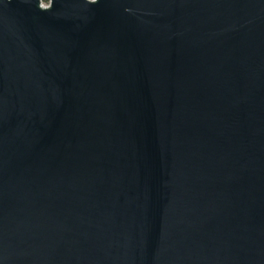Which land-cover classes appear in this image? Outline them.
Returning a JSON list of instances; mask_svg holds the SVG:
<instances>
[{
  "label": "water",
  "instance_id": "1",
  "mask_svg": "<svg viewBox=\"0 0 264 264\" xmlns=\"http://www.w3.org/2000/svg\"><path fill=\"white\" fill-rule=\"evenodd\" d=\"M0 264H264V0H0Z\"/></svg>",
  "mask_w": 264,
  "mask_h": 264
},
{
  "label": "rangeland",
  "instance_id": "2",
  "mask_svg": "<svg viewBox=\"0 0 264 264\" xmlns=\"http://www.w3.org/2000/svg\"><path fill=\"white\" fill-rule=\"evenodd\" d=\"M49 2H50V0H41V4H42V6H47V5H49Z\"/></svg>",
  "mask_w": 264,
  "mask_h": 264
}]
</instances>
